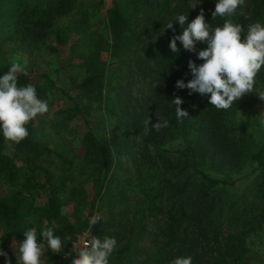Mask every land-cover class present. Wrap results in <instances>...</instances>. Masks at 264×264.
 <instances>
[{
  "label": "rangeland",
  "instance_id": "1",
  "mask_svg": "<svg viewBox=\"0 0 264 264\" xmlns=\"http://www.w3.org/2000/svg\"><path fill=\"white\" fill-rule=\"evenodd\" d=\"M110 1L0 0V68L8 71L11 62H26V73L47 79L42 100L48 101V112L33 119L32 127L47 147L34 163L42 165L51 181L41 177L39 187L23 197L25 230L43 229L40 210L51 195L60 201L62 222L70 225L73 237L115 238L117 246L108 264H161L174 248L183 249L193 264H264V187L259 193L264 177L256 174L254 158L262 145L264 161V101L255 93L264 91V67L255 77V92L227 109L232 127L251 134L250 159L229 175L205 164L200 168L208 176L227 180L241 176L226 186L229 200L224 197L227 192L208 194L220 197L221 203L213 208V225L205 227L199 206L205 200L192 202L195 193L182 204V211L170 206L174 190L185 178L177 153L183 140L165 139L151 125L162 116L168 85L165 66L155 61L156 53L163 51L169 29L165 26L177 23L179 14L192 18L207 10L209 0H162L166 4L159 7L160 0H147L138 8L117 0L134 21L135 37L126 48H115L109 37ZM250 1L243 5L248 24L264 23V2ZM33 3L38 14L31 22L20 9ZM93 74L100 87L90 95L77 92L75 81ZM87 127L112 153V165L103 178L82 161L81 136ZM4 150L12 154L7 145ZM242 203L249 206L245 212L240 210ZM93 215L101 228L96 234L88 225ZM207 229L216 233L224 252L228 245L234 247L232 255L221 261L212 255L196 238ZM18 242L8 239L0 227V249L10 264H17ZM71 242L62 249L61 259L47 261L43 252V264H71ZM5 259L0 255V264Z\"/></svg>",
  "mask_w": 264,
  "mask_h": 264
},
{
  "label": "trees",
  "instance_id": "2",
  "mask_svg": "<svg viewBox=\"0 0 264 264\" xmlns=\"http://www.w3.org/2000/svg\"><path fill=\"white\" fill-rule=\"evenodd\" d=\"M127 1L137 8L139 4L141 6L146 3L148 4L147 0ZM254 1L260 4L258 0H251L250 2ZM247 2L248 0H245V4ZM262 2L264 0H261ZM161 4H166V1L160 0L156 3V6L159 7ZM214 8L215 0H209L208 9L204 11L205 20L212 26L222 24L224 19L219 16L213 19L211 13ZM254 8L253 11L260 14V9L258 7ZM23 11L25 17H31L28 20L34 22L35 19L32 18H35L38 14L37 4L33 3L27 7L23 5L20 12ZM245 12V8L242 5L237 9L236 15L231 17L235 23L243 26L244 33L241 34L242 39L249 26ZM194 18H187L185 27ZM133 23V16L130 13L121 11L117 0H111L108 27L109 37L115 48H126L129 42L134 39L135 33L131 28ZM172 25V29L165 31L163 51L156 53L155 59L159 65L165 66L164 70L166 71L165 75L168 82L164 94L165 100L161 117L167 119L169 123L167 127L161 129L162 136L165 139L180 137L184 142L181 148L177 149V153L181 158V164L178 167L180 171L184 172L185 178L174 190L170 206L174 210L178 208L182 211L184 209V205L182 206V204L195 193L196 197L192 202L198 201V198L199 200H205L199 206L203 209L204 216L202 217L205 227L212 226L215 218L213 208H215L216 203L220 205L221 199L214 195H210L209 197L208 194L213 190L220 195L227 192L224 197L225 200H229L230 197L228 196L226 186L235 183L241 176H235L231 180H227L208 176L200 168L205 164L215 171L225 172L226 175H229L230 172H239L246 161L250 159L251 134L236 131L231 125V119L228 116L227 110H218L211 105L208 99L210 94L204 96L194 92L189 94L187 88L180 89L176 87L175 82L178 79H182L187 83L192 78L190 69L188 68V61L191 59L196 64L202 63L203 61L198 59L196 52L206 48L207 43L197 41L195 43L196 52H189L183 48L180 41H177V47L180 51L178 54L172 53L168 46L169 41L173 35H179L183 30L178 21ZM6 72V69L0 68V75ZM39 76L26 72L18 73V86L34 85L37 96L42 99L46 93L45 83L47 79L40 80L38 79ZM73 87L77 92L90 95L95 89L100 87V79L95 74L80 77L75 81ZM176 97H180L183 101L180 108L186 110L189 114L188 117L183 118L182 122L178 121L175 116L176 106L172 101ZM32 125L33 120L26 125L28 136L19 143L6 140L2 133H0V227L8 239L20 241L24 239L23 232L27 226L24 222L26 210L22 202L23 197L32 191L34 187H39V179L41 177L46 182L51 181L42 165L34 163L41 154L47 151V147L36 138ZM5 145L11 149V155L5 152ZM81 149L82 161L85 164L92 165L96 173L103 178L112 165V153L89 127L82 133ZM262 151L263 146L261 145L254 153V158L257 159L256 168L258 169L256 174L258 177L261 176L260 179L264 177V161L261 159ZM263 187L264 184L261 185L259 193H261ZM249 190L251 189L249 188ZM60 206L61 203L58 199L48 195L45 198L44 206L40 210V216L44 220L43 229L45 227L52 228L55 234L60 236L65 247L70 244L74 237L70 225L63 224L62 222L64 216L60 212ZM246 207L249 206L246 203H242L241 212L247 211ZM256 220L258 224L259 218ZM92 228L95 234L101 230L99 222ZM43 229H39L36 233L37 241L44 246L43 252L47 261L63 258L62 251L61 253H53L48 249L46 241L40 235ZM208 229L199 232L196 238L208 246L212 255L220 261L232 255L234 247L227 244L228 246L224 252L216 233ZM176 257H184L183 249L174 248L166 253L161 264H169V261ZM191 264L193 263L191 262Z\"/></svg>",
  "mask_w": 264,
  "mask_h": 264
},
{
  "label": "clouds",
  "instance_id": "3",
  "mask_svg": "<svg viewBox=\"0 0 264 264\" xmlns=\"http://www.w3.org/2000/svg\"><path fill=\"white\" fill-rule=\"evenodd\" d=\"M244 3L245 0H215L211 15L213 19L217 16L224 18L223 23L216 26L205 20L203 9L186 27L187 15H177L175 20L183 30L179 35H173L168 45L172 53L178 54L180 49L177 47V41L189 52H196L197 41L207 43L206 48L196 52L202 63L196 64L191 59L188 61L192 78L187 83L178 79L175 84L177 88H187L189 94H210L208 99L218 110L230 109L236 100L255 92V77L264 67V23L257 21L249 24L242 39L243 26L231 19ZM165 27L172 29V21ZM25 72L26 62L21 64L13 61L8 71L0 75V133L13 143H19L28 136L26 125L31 120L48 112V101L37 96L34 85L18 86L17 74ZM255 93L264 101V91ZM172 102L176 106V119L182 122L183 118L189 115L186 110L180 108L183 101L176 97ZM168 123L167 119L158 117V122L151 127L160 131L167 127ZM149 125L148 117L145 121V135L148 134ZM98 220L95 215L90 217L89 229L95 226ZM40 235L53 253H61L64 249L60 236L56 235L52 228L45 227ZM23 236L24 239L15 247L17 264H43L41 256L44 246L37 241L36 230L28 228L23 232ZM116 246L114 237L81 238L78 243L72 244L74 254L71 264H108L109 256ZM0 255L5 256V264H10L7 253L2 249ZM191 260V256L176 257L169 261V264H191Z\"/></svg>",
  "mask_w": 264,
  "mask_h": 264
},
{
  "label": "built area",
  "instance_id": "4",
  "mask_svg": "<svg viewBox=\"0 0 264 264\" xmlns=\"http://www.w3.org/2000/svg\"><path fill=\"white\" fill-rule=\"evenodd\" d=\"M81 238H86V237L83 236V235H79V236L76 235V236L74 237L75 242H74L73 244L78 243V242L80 241ZM74 240H73V241H74ZM71 246H72V242H71V245L69 246V248H70ZM70 250H71V249H70ZM71 252H72V255H73V254H74V253H73V249L71 250Z\"/></svg>",
  "mask_w": 264,
  "mask_h": 264
}]
</instances>
